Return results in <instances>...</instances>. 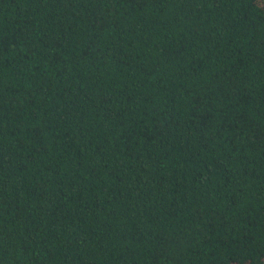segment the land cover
<instances>
[{"label":"trees","instance_id":"16d2710c","mask_svg":"<svg viewBox=\"0 0 264 264\" xmlns=\"http://www.w3.org/2000/svg\"><path fill=\"white\" fill-rule=\"evenodd\" d=\"M0 264H264V0H0Z\"/></svg>","mask_w":264,"mask_h":264}]
</instances>
